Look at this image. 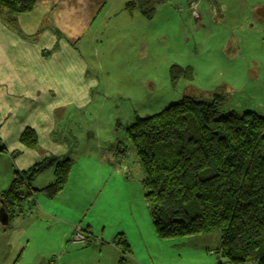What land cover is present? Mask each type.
Instances as JSON below:
<instances>
[{"label": "rangeland", "instance_id": "1", "mask_svg": "<svg viewBox=\"0 0 264 264\" xmlns=\"http://www.w3.org/2000/svg\"><path fill=\"white\" fill-rule=\"evenodd\" d=\"M131 1L139 0H119L114 19L118 23L107 20L95 32L97 20L91 30L68 38L98 82L88 98L73 99L69 106L80 120L76 124L78 119L72 118L62 134L68 146L61 157L74 163L62 193L45 205L52 216L47 225L50 235L34 230L39 235L31 251L49 258L47 250L58 244L54 231L60 221L73 224V229L88 228L94 237L91 242H73V233L67 235L70 238L57 256L74 255L92 264L96 253L111 250L122 234L142 264H216L213 252L222 245L221 230L174 240L158 238L141 184L144 174L127 129L185 95L211 101L212 93L220 89L226 92L221 114L253 111L264 116V0H199L198 20L184 0L156 3L151 18L131 8L124 12L122 5ZM172 65L185 69V75L173 80ZM0 152L6 153L3 144ZM9 153V164L0 161V191L6 186L1 166L17 169L18 155ZM107 162L112 167L102 165ZM10 242L0 239V251H11Z\"/></svg>", "mask_w": 264, "mask_h": 264}, {"label": "trees", "instance_id": "2", "mask_svg": "<svg viewBox=\"0 0 264 264\" xmlns=\"http://www.w3.org/2000/svg\"><path fill=\"white\" fill-rule=\"evenodd\" d=\"M165 1H131L126 8L151 18L156 3ZM35 4L36 0H0V19L14 26L17 16ZM189 8L195 20L201 18L200 12L194 16L190 0ZM170 74L175 80L185 69L172 65ZM212 96L205 101L185 95L127 129L144 174L141 184L149 214L161 240L221 230L216 264H264V116L253 111L221 114L226 92L220 89ZM20 141L39 149L30 127ZM73 163L71 158L50 155L26 170L14 169L10 185L0 191L10 220L32 212L38 195L53 199L61 194ZM51 169L54 181L35 189L33 181ZM82 230L91 242L94 235L88 228ZM114 245L122 253L118 264H132L133 254L122 234Z\"/></svg>", "mask_w": 264, "mask_h": 264}, {"label": "crops", "instance_id": "3", "mask_svg": "<svg viewBox=\"0 0 264 264\" xmlns=\"http://www.w3.org/2000/svg\"><path fill=\"white\" fill-rule=\"evenodd\" d=\"M184 2L188 8L189 0ZM118 4L119 0H36L31 11L17 16L14 26L0 19V145H4L6 152H0V161L9 164L7 153L10 152L11 157L12 152L19 151L21 154L14 163L17 169L26 170L47 156L66 155L68 143L62 134L68 131L72 118L78 119L76 124L80 120L69 106L74 105L73 99L88 98L98 82L91 74L87 60L68 38L91 30L97 20L95 32L107 20L118 18L115 10ZM122 9L126 12V5H122ZM114 21L118 23L119 20ZM45 51L51 52L45 56ZM27 127L35 130L39 149H30L21 143V135ZM102 165L112 167L108 162ZM13 171L9 165L1 166V177L6 183L2 190L10 185ZM5 174L8 177H3ZM53 181L51 169L39 175L33 181V187L41 189ZM36 200V212H25L10 220V224L4 226L6 228H0V239L11 241V251H0V264H44L46 261V264L51 261L53 264H88L74 255L67 258L55 254L73 233L70 223L56 222L59 229L54 232L58 244L54 249L49 247L48 259L31 251V245L39 235L34 230L42 232L43 236L50 235L47 225L52 218L45 210V205L52 199L38 195ZM28 207L30 205H26ZM137 229L142 235L138 226ZM190 244L193 247L192 241ZM217 250L213 252L216 256ZM96 254L92 264H118L122 256L115 245L111 250H99ZM131 260L132 264H142L133 255Z\"/></svg>", "mask_w": 264, "mask_h": 264}, {"label": "built area", "instance_id": "4", "mask_svg": "<svg viewBox=\"0 0 264 264\" xmlns=\"http://www.w3.org/2000/svg\"><path fill=\"white\" fill-rule=\"evenodd\" d=\"M198 2L199 0H190V6L193 9L194 16L198 18L200 16L199 11H198ZM86 234L84 231L79 227L74 228V232L72 235V241L73 242H86Z\"/></svg>", "mask_w": 264, "mask_h": 264}, {"label": "water", "instance_id": "5", "mask_svg": "<svg viewBox=\"0 0 264 264\" xmlns=\"http://www.w3.org/2000/svg\"><path fill=\"white\" fill-rule=\"evenodd\" d=\"M0 202V224L2 226H8L10 224V216L8 214L4 201L0 200Z\"/></svg>", "mask_w": 264, "mask_h": 264}, {"label": "flooded vegetation", "instance_id": "6", "mask_svg": "<svg viewBox=\"0 0 264 264\" xmlns=\"http://www.w3.org/2000/svg\"><path fill=\"white\" fill-rule=\"evenodd\" d=\"M58 259V258H57ZM54 263V261H51L49 264H53Z\"/></svg>", "mask_w": 264, "mask_h": 264}]
</instances>
